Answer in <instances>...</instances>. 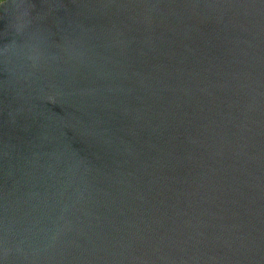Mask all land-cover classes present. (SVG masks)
<instances>
[{
  "label": "water",
  "instance_id": "95a60500",
  "mask_svg": "<svg viewBox=\"0 0 264 264\" xmlns=\"http://www.w3.org/2000/svg\"><path fill=\"white\" fill-rule=\"evenodd\" d=\"M0 264H264V0L2 1Z\"/></svg>",
  "mask_w": 264,
  "mask_h": 264
},
{
  "label": "trees",
  "instance_id": "16d2710c",
  "mask_svg": "<svg viewBox=\"0 0 264 264\" xmlns=\"http://www.w3.org/2000/svg\"><path fill=\"white\" fill-rule=\"evenodd\" d=\"M2 1H4V0H0V3H1Z\"/></svg>",
  "mask_w": 264,
  "mask_h": 264
}]
</instances>
